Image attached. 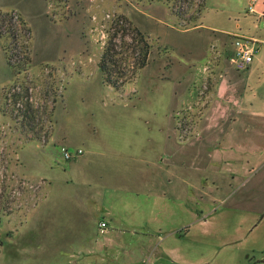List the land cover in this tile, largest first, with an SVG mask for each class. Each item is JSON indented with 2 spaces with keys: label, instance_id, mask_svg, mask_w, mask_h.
<instances>
[{
  "label": "rangeland",
  "instance_id": "rangeland-1",
  "mask_svg": "<svg viewBox=\"0 0 264 264\" xmlns=\"http://www.w3.org/2000/svg\"><path fill=\"white\" fill-rule=\"evenodd\" d=\"M136 1L147 0L49 1L52 21L64 22L70 17L77 21L73 28L78 33L68 37L69 40L62 39L61 47L82 49L85 55L61 56L51 63L32 59L28 69L16 74L12 72L9 79L0 82V207H3L0 264H145L149 257L154 264H241L242 255L248 258L243 264H264V164L250 171L241 167L240 162L243 165L247 153L240 152L238 146L231 151L200 152L199 219L189 227L170 225L169 230L178 229L174 235L166 231L160 233L166 242V250L176 258L170 263L156 261L153 255L156 246L151 247V241L156 233L148 238H144L142 232L134 234L129 255L127 249L109 248V244L103 248L94 247L91 245L95 242L93 237L103 238L95 229L99 215H84L71 200L63 195L58 197L60 193L72 192L70 185L62 183L64 178L57 182L53 177L56 183L51 186V149H57L59 145L61 152V147H67L64 118L71 121L70 113L79 107L81 96L109 94L98 63L109 35L115 31L111 27L113 20L118 14L129 17L127 8ZM160 2L165 3L174 17L168 21L181 28H191L201 22L205 30L212 28L214 32L252 36L256 30L264 31L258 14L249 11V6H254L253 0ZM233 37L225 35L223 47L220 43L211 45L206 57L190 61L197 71L185 72L178 78L183 80L182 84H169L171 89H184L190 96L193 91L188 103L176 104L173 109L177 128L187 132L193 130L199 135L210 130L217 134L216 138L221 137L229 121L223 117L226 99L224 94L223 97L217 95V82L226 74L235 72L226 54ZM126 38L130 41L129 37ZM151 42L154 43L153 65L158 66L161 57L169 65L172 59L167 48L161 50L156 40ZM33 45L32 39L31 53ZM213 50H217L215 57H212L214 53L210 54ZM132 59L127 60L128 65ZM181 60L176 62L182 64L184 60ZM215 63L222 71L214 72ZM141 71L131 83L144 79ZM159 71L157 69L155 73ZM252 71L255 74L252 82L255 81L256 85L259 78L255 66ZM239 74L237 71L228 76L239 80ZM123 88L117 91L121 95H125ZM128 91L129 96L144 93L142 85L135 91L131 88ZM239 92V88L231 91L237 97ZM258 92H264V84ZM67 99L72 102L65 103ZM253 99V108H264V97ZM228 108L234 117L239 106L232 102ZM245 124L248 122H243ZM70 149L74 150L73 147ZM226 157L233 159L232 166H227ZM62 204L66 205V213L64 208L58 207ZM140 241L144 244L141 247Z\"/></svg>",
  "mask_w": 264,
  "mask_h": 264
},
{
  "label": "crops",
  "instance_id": "crops-1",
  "mask_svg": "<svg viewBox=\"0 0 264 264\" xmlns=\"http://www.w3.org/2000/svg\"><path fill=\"white\" fill-rule=\"evenodd\" d=\"M253 1L255 12L252 13H257L258 21L264 24V0ZM130 4L132 6L127 8L129 18L144 33L157 39V47H167L172 60L166 65L165 58L161 57L158 66L153 65L152 49L149 61L141 71L144 79L131 81V84L128 82L123 88L125 95L107 84V96L80 97L79 107L70 113L71 121L67 122L68 118H64L63 129L67 147L74 150L81 148L83 152L73 159H65L59 145L57 149H51V186L56 183L53 177L57 182L64 178L62 183L70 185L72 192L60 193L58 197L63 195L71 200L84 215H99L95 229L103 238L93 237L95 242L91 245L94 247L103 248L109 244V248L127 249L129 255L134 234L142 232L143 237L148 238L156 233L154 241H151V247L156 246L153 255L156 261L170 263L176 258L166 250V242L160 233L166 231L174 235L178 230L172 228L175 225L189 227L199 219L200 152L231 151L238 146L240 152L247 153L243 154L241 167L250 171L264 164V108H253V98L264 97V92H258L264 84V31L256 30L254 35H249L259 40L260 48L245 72L237 70L230 61L233 49L231 39V47L226 54L235 72L228 74L238 71L240 79L232 80L226 74L217 82V95L224 94L226 99L223 117L229 122L219 138L210 130L202 135L197 132V135L193 130L187 132L177 128L173 114L176 104L188 103L193 91L191 96L188 93L187 96L184 89L173 90L169 84H182L183 80L178 78L183 77L185 72L197 71L190 61L203 59L209 54L211 45L220 43L223 47L225 35L238 33L214 32L212 28L205 30L201 22L191 28L178 27L168 21L174 17L160 0ZM0 8L16 10L31 26L34 44L31 56L34 62L51 63L61 56L72 58L77 54L85 55L82 49L61 47L62 39L69 40L68 37L78 33L73 28L77 21L72 17L64 22L52 21L49 0H0ZM177 59L184 62L178 63ZM253 66L259 78L256 85L255 81L252 82L255 78ZM213 67L215 73L222 71L216 63ZM157 69L159 73H155ZM11 73L0 40V82L9 79ZM140 85L144 89L143 95H127L129 88L135 91ZM237 88L240 89L238 97L231 93ZM71 100L67 99L65 103H71ZM232 102L239 106L234 111V117L228 108ZM66 114L63 113V116ZM246 121L248 124L243 125ZM232 161L226 159L228 167L232 166ZM65 206L58 207L64 208L66 213ZM101 221L107 222L106 233L99 230ZM142 244L143 241H140L139 247ZM219 248L222 249V246ZM242 258L241 264L248 259L245 255ZM152 261L149 257L145 264H154Z\"/></svg>",
  "mask_w": 264,
  "mask_h": 264
},
{
  "label": "trees",
  "instance_id": "trees-1",
  "mask_svg": "<svg viewBox=\"0 0 264 264\" xmlns=\"http://www.w3.org/2000/svg\"><path fill=\"white\" fill-rule=\"evenodd\" d=\"M111 27H114L115 31L109 35L98 67L103 82L115 90H120L147 65L154 47L151 41L157 42V39L144 33L125 14H118ZM126 36L130 41H127ZM0 40L12 72L16 74L28 69L32 62L30 48L32 29L16 10L0 8ZM160 47L161 50L167 48ZM129 58H133L131 65L127 64ZM128 66L131 68L129 69ZM2 210L3 207H0V223L3 219Z\"/></svg>",
  "mask_w": 264,
  "mask_h": 264
},
{
  "label": "built area",
  "instance_id": "built-area-1",
  "mask_svg": "<svg viewBox=\"0 0 264 264\" xmlns=\"http://www.w3.org/2000/svg\"><path fill=\"white\" fill-rule=\"evenodd\" d=\"M250 12H255L254 6H249ZM232 55L230 56V61L234 67L239 71H245L249 68L253 62L255 55L258 53L260 48V42L257 38L249 37L243 34L232 35ZM61 152L65 159H73L74 157L82 154L83 150L81 148L76 150H71L70 148L63 146L61 147ZM107 228V222L101 221L99 223L100 232L104 233Z\"/></svg>",
  "mask_w": 264,
  "mask_h": 264
}]
</instances>
